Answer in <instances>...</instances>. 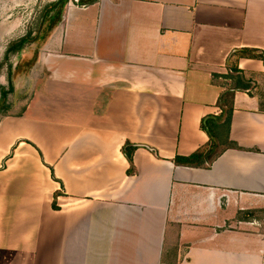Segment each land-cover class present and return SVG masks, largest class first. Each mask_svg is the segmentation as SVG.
Returning <instances> with one entry per match:
<instances>
[{
  "label": "crops",
  "instance_id": "crops-1",
  "mask_svg": "<svg viewBox=\"0 0 264 264\" xmlns=\"http://www.w3.org/2000/svg\"><path fill=\"white\" fill-rule=\"evenodd\" d=\"M56 1L0 0V40ZM242 48L264 51V0H70L32 100L0 118V264H264L263 60L238 61L249 150L175 163L209 144Z\"/></svg>",
  "mask_w": 264,
  "mask_h": 264
},
{
  "label": "trees",
  "instance_id": "trees-1",
  "mask_svg": "<svg viewBox=\"0 0 264 264\" xmlns=\"http://www.w3.org/2000/svg\"><path fill=\"white\" fill-rule=\"evenodd\" d=\"M69 1L70 0H57L52 3L49 8H46L43 18L44 23H48V25H44V31L41 30V27L35 30L29 29L23 36L12 39L7 44L8 47L4 54V58L0 60V76L3 74L5 66H7L9 86L7 88L0 84V114L5 113L3 115H7V111H10L11 106L8 103V96L16 91V84L22 81L25 85H28L30 81V71L38 61L39 53L44 43L47 41L49 34H51L54 28L62 21L65 8ZM32 48L34 50L31 59H23L24 52ZM12 55L16 56L15 61L11 59ZM240 58L260 59L264 61V51L257 48H242L231 53L229 61L233 59L235 62H232V64L229 62L228 76L232 78L233 86L220 96L218 101L219 107L221 108L220 114L203 117L201 122V128L209 135L210 142L206 146L201 147L193 155L188 157H177L175 159L176 164L209 167L218 156L229 148L249 150L231 141L229 136L234 112L235 93L237 91H247L250 93L256 85L254 81L246 79L239 69L238 61ZM22 63L28 64L27 72L20 73L15 77L14 69H16L17 65ZM26 90V88H22L20 95H22L23 92L25 94ZM139 147V145L127 142L122 148L124 155L131 164L133 162V153ZM53 178H55L54 175ZM59 194L61 193L57 192L55 194V199L53 201L54 209L59 208L57 206V196Z\"/></svg>",
  "mask_w": 264,
  "mask_h": 264
},
{
  "label": "rangeland",
  "instance_id": "rangeland-1",
  "mask_svg": "<svg viewBox=\"0 0 264 264\" xmlns=\"http://www.w3.org/2000/svg\"><path fill=\"white\" fill-rule=\"evenodd\" d=\"M46 5V4H45ZM45 9V7H44ZM25 13V12H24ZM26 16H24L23 18H25L27 21L25 22L24 26H21L20 29L17 33H13L12 37H21L26 33V29L28 27H31L33 30L36 29V24L38 23V21L40 20V13H38L37 8L34 7L33 9H28V11L24 14ZM7 41L8 39L2 38L0 40V60H2L4 58V54L6 52L7 49ZM34 48V47H33ZM30 49L29 51H25L24 52V56L23 59H28L30 60L33 54V50L34 49ZM11 59L13 61H15L16 56H11ZM35 66V65H34ZM28 69V64L22 63L17 65L16 69H14V76L17 77L18 74L23 73V72H27ZM47 74V71L45 69H43L41 67V65H37L33 68V70L31 71V79L32 82L29 81L28 85H25L24 82L20 81L18 84H16V91L9 94L8 96V103L11 106L10 111H7V114H21V112L23 111L25 105H27V103H29L32 98H33V93H34V89L37 88L36 83L37 80H40L41 78H44L45 75ZM34 80V82H33ZM0 82L2 83V85L6 86L8 88L9 86V80H8V68L7 66H5L4 70H3V75L0 77ZM33 83L34 87H33ZM23 89H27L25 94L23 92L22 95H20V91ZM5 114V113H3ZM3 114H0V118L1 116H3Z\"/></svg>",
  "mask_w": 264,
  "mask_h": 264
}]
</instances>
